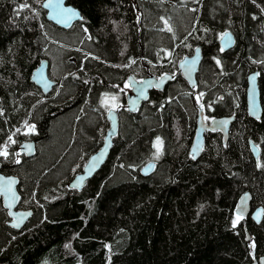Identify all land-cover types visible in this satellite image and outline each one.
I'll list each match as a JSON object with an SVG mask.
<instances>
[{"label": "trees", "instance_id": "1", "mask_svg": "<svg viewBox=\"0 0 264 264\" xmlns=\"http://www.w3.org/2000/svg\"><path fill=\"white\" fill-rule=\"evenodd\" d=\"M41 1L21 9L25 0H0V147L10 134L16 141L0 171L17 176L18 207L31 210L13 228L0 199V264H247L264 254V0H68L82 15L68 29L45 19ZM225 30L235 41L221 50ZM197 45L191 87L177 62ZM42 58L55 80L46 94L30 79ZM253 69L259 119L245 105ZM164 72L171 80L136 111L124 106L128 74ZM112 103L118 130L106 160L81 188L68 187L102 144ZM198 104L208 118L234 119L226 143L206 130L194 159ZM25 121L35 133L21 132ZM27 137L30 157L18 149ZM157 138L163 149L154 156ZM150 160L153 170L142 174ZM245 190L261 219L233 227Z\"/></svg>", "mask_w": 264, "mask_h": 264}, {"label": "water", "instance_id": "2", "mask_svg": "<svg viewBox=\"0 0 264 264\" xmlns=\"http://www.w3.org/2000/svg\"><path fill=\"white\" fill-rule=\"evenodd\" d=\"M51 2L53 6L46 8L43 5L49 3V0L41 1V7L44 10V17L61 28H69L74 22L80 20V18L73 17L68 20L67 23L63 22L61 17L57 15L61 8H71L82 17L80 10L70 4L68 0H51ZM225 33L228 35H224ZM234 41L235 37L231 30L223 31L218 39L219 45L223 50L232 47ZM197 49H199V52L196 51ZM201 59V48L200 45H197L194 47L191 54L183 56L177 62V68L180 75L191 87L196 85V75ZM161 77H164V79L161 80ZM171 78L172 75L169 72H164L158 76L148 74L141 79H136L132 74H128L126 82L130 89L125 92V104L127 109L132 112L136 111L141 103L148 98V92L151 88L161 89ZM30 79L44 93H47L51 89L53 81L48 74L47 59L42 58L39 61L36 67L32 70ZM149 81H151V83H149ZM245 82L244 93L246 111L251 117L259 119L262 113V102L258 86V71L253 70L247 73ZM141 91L143 92V95H141ZM197 108L198 112L194 134L189 146V153L194 159L200 155L203 148L205 131H220L222 133L223 143H226L230 125L234 119V114H223L213 116L209 120H206L202 105L198 104ZM106 114L109 121V128L106 131L102 144L87 157L81 170L75 173L67 182L68 187L81 188L86 180L89 179L106 160L112 145V137L118 130V113L116 108L111 107L107 110ZM225 121L227 123H224ZM249 144L253 156L257 157L259 154V147L251 139H249ZM18 149L25 156L30 157L35 151V141L23 140L20 142ZM154 164L153 160L148 161L141 167L140 172L142 174H148L153 170ZM81 177H83V180H81ZM18 184L19 181L15 175L5 174L0 171V199L2 205L7 210L9 216L8 223L13 228H20L31 214L30 209L18 207L20 201ZM250 198V192L248 190L243 191L236 201L234 213L236 216L239 214L242 217L240 220H243L250 215L252 219L258 222L261 219L262 207L257 206L252 209ZM245 238L248 239L247 232ZM247 264H264V254L259 255Z\"/></svg>", "mask_w": 264, "mask_h": 264}, {"label": "snow or ice", "instance_id": "3", "mask_svg": "<svg viewBox=\"0 0 264 264\" xmlns=\"http://www.w3.org/2000/svg\"><path fill=\"white\" fill-rule=\"evenodd\" d=\"M43 6L47 8V7H52L53 5H52L51 0H49V3H47V4L43 5ZM20 7H21V9H23L25 7H30V5H28L27 4V0H25V3L22 4ZM57 15L60 16L61 19L63 20V22H65V23H67V21L72 19L73 17H77V18L82 19V17L79 16V13H77L75 10H73L71 8H61L60 11L57 13ZM161 19H163V18H161ZM164 24L166 25L167 30L171 31V27L168 26V21L167 20H164ZM224 35H228V34L225 33ZM221 50H223V49H221ZM196 51L199 52V49H197ZM168 55H170V53H168ZM160 79L163 80L164 77H161ZM149 83H151V81H149ZM125 87H128V85L126 84ZM141 95H143L142 91H141ZM105 96H106V99L102 101V104L107 106V103H108L107 94H105ZM111 100L114 102V101L117 100V97L116 96H112ZM113 106H115V105L113 104ZM0 114H2V113H0ZM24 123H25V126L27 128V131L24 133L25 135L35 131V125L28 126L27 121H25ZM224 123H227V122L225 121ZM19 131H20V129H16V132H19ZM13 135H15V133H13ZM8 140L11 143H16V141L12 139V136H9ZM156 143H157V146L160 145L161 141L159 140V138H157V142ZM158 151H159V148H158ZM0 156H4V157L8 156L7 145H4L2 148H0ZM93 159H96V158H93ZM17 162H19V161H17ZM81 180H83V177H81ZM9 183H11V182H9ZM241 218L242 217L238 214L236 220L233 221V227L236 226V223ZM253 247H254V245H253Z\"/></svg>", "mask_w": 264, "mask_h": 264}, {"label": "rangeland", "instance_id": "4", "mask_svg": "<svg viewBox=\"0 0 264 264\" xmlns=\"http://www.w3.org/2000/svg\"><path fill=\"white\" fill-rule=\"evenodd\" d=\"M128 89H129V87H128ZM123 103H124V106H126L125 101ZM113 104L116 106V103H112L111 104L112 108H115V106H113ZM27 124H28V126L35 125L33 122H28ZM26 131H27V128H26L25 123H24L23 126H22V128H21V132L22 133H25ZM35 132H36V127H35V131L34 132H31V133H35ZM9 136H12V134H10ZM29 138L30 137H27L26 139H29ZM12 139H13V136H12ZM159 140L161 141V143H160L159 146H157V143H156L157 140L154 143V146H155V151H154V154L155 155L154 156H159L160 153H161V151H162V149H163V140L162 139H159ZM10 144H11V142L9 140H7V142L4 143L0 148H2L4 145H7V151H8V148H9ZM158 148H159V151H158Z\"/></svg>", "mask_w": 264, "mask_h": 264}, {"label": "bare ground", "instance_id": "5", "mask_svg": "<svg viewBox=\"0 0 264 264\" xmlns=\"http://www.w3.org/2000/svg\"><path fill=\"white\" fill-rule=\"evenodd\" d=\"M52 23H53V22H52ZM55 25H56V24H55ZM57 26H58V25H57ZM70 27H71V26H70ZM70 27H69V28H70ZM64 29H68V28H64ZM253 70H257V69H253ZM253 70H251V71H253ZM251 71H249V72H251ZM249 72H248V73H249ZM246 75H247V74H246ZM155 76H156V75H155ZM50 78H51V77H50ZM51 79H52V78H51ZM52 81H53V85H52V87H53L54 84H55V80L52 79ZM52 87H51V89H52ZM51 89H50V90H51ZM50 90H49V91H50ZM49 91H48V92H49ZM48 92H47V93H48ZM43 93H44V92H43ZM45 94H46V93H45ZM110 108H111V107H110ZM126 108H127V107H126ZM116 110H117V109H116ZM108 128H109V126L107 127V129H108ZM107 129H106V131H107ZM106 131H105V134H106ZM105 134H104V136H105ZM103 139H104V137H103ZM26 140H34V139H26ZM34 141H35V140H34ZM2 157L4 158V156H2ZM150 161H152V160H150ZM13 175H14V174H13ZM15 176H16V175H15ZM16 177H17V176H16ZM258 206H260V205H258ZM256 207H257V206H256ZM253 208H255V207H253ZM253 208H252V209H253Z\"/></svg>", "mask_w": 264, "mask_h": 264}, {"label": "flooded vegetation", "instance_id": "6", "mask_svg": "<svg viewBox=\"0 0 264 264\" xmlns=\"http://www.w3.org/2000/svg\"><path fill=\"white\" fill-rule=\"evenodd\" d=\"M169 73H170V72H169ZM171 75H172V77H173V74H172V73H171ZM156 76H158V75H156ZM139 79H141V78H139ZM170 80H171V79H170ZM129 89H130V88H129ZM129 89H128V90H129ZM151 89H152V88H151ZM151 89H150V90H151ZM204 116H205V112H204ZM210 118H211V117L208 118V117L205 116V119H206V120H209Z\"/></svg>", "mask_w": 264, "mask_h": 264}]
</instances>
